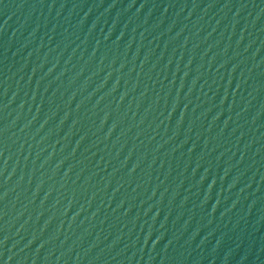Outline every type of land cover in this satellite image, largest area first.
Wrapping results in <instances>:
<instances>
[{"label": "water", "instance_id": "95a60500", "mask_svg": "<svg viewBox=\"0 0 264 264\" xmlns=\"http://www.w3.org/2000/svg\"><path fill=\"white\" fill-rule=\"evenodd\" d=\"M0 264H264V0H0Z\"/></svg>", "mask_w": 264, "mask_h": 264}]
</instances>
